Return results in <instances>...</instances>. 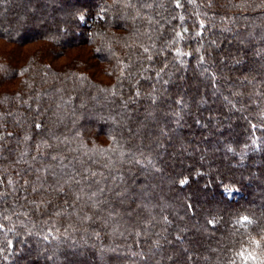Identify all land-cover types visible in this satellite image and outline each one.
<instances>
[{"label": "trees", "instance_id": "1", "mask_svg": "<svg viewBox=\"0 0 264 264\" xmlns=\"http://www.w3.org/2000/svg\"><path fill=\"white\" fill-rule=\"evenodd\" d=\"M0 225V264H264V0H0Z\"/></svg>", "mask_w": 264, "mask_h": 264}, {"label": "rangeland", "instance_id": "2", "mask_svg": "<svg viewBox=\"0 0 264 264\" xmlns=\"http://www.w3.org/2000/svg\"><path fill=\"white\" fill-rule=\"evenodd\" d=\"M49 18H51L50 16H49ZM38 19H40L39 17H38ZM47 19V18H46ZM66 60V58L64 57V58H61V60L60 61H65ZM227 194L229 195V196H235L236 194H238V191H235V190H228L227 191Z\"/></svg>", "mask_w": 264, "mask_h": 264}, {"label": "snow or ice", "instance_id": "3", "mask_svg": "<svg viewBox=\"0 0 264 264\" xmlns=\"http://www.w3.org/2000/svg\"><path fill=\"white\" fill-rule=\"evenodd\" d=\"M177 6H179V4H177ZM201 59H203V57H201ZM37 127H39V125H37ZM247 217H244V220H247ZM0 227H2V225H0Z\"/></svg>", "mask_w": 264, "mask_h": 264}]
</instances>
